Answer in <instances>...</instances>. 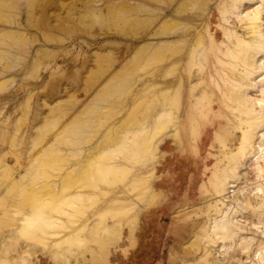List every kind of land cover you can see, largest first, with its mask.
Listing matches in <instances>:
<instances>
[{
  "label": "rangeland",
  "instance_id": "obj_1",
  "mask_svg": "<svg viewBox=\"0 0 264 264\" xmlns=\"http://www.w3.org/2000/svg\"><path fill=\"white\" fill-rule=\"evenodd\" d=\"M258 4L0 0V264H264Z\"/></svg>",
  "mask_w": 264,
  "mask_h": 264
},
{
  "label": "bare ground",
  "instance_id": "obj_2",
  "mask_svg": "<svg viewBox=\"0 0 264 264\" xmlns=\"http://www.w3.org/2000/svg\"><path fill=\"white\" fill-rule=\"evenodd\" d=\"M234 1V0H233ZM259 1V4L257 5V7H255V8H253L252 10H251V12L250 13H245V14H243L242 15V13H240V16H242V17H244L245 18V20H246V24H247V26H248V28L249 29H247V30H249V32H251L252 33V35H254V38H252V39H250V40H248V42L246 41V39H245V41H246V44H244L245 45V48H244V51L242 52V51H239L240 53L242 52V54H240L241 55V59H242V63H243V65H244V67H245V71L242 69V71L244 72V74H243V77L241 76V79L243 80H241L242 82L240 83L242 86H243V90L242 91H240L241 93H237V98L239 99V101H241V102H247V100H248V94H247V91H246V87H248V85L250 84V82L251 81H253V74H254V72H256V70H257V68H263L264 67V31L261 29V14L264 12V0H258ZM240 5V4H239ZM239 5H236V4H233L232 5V8L234 9V10H236V9H238L239 8ZM231 7V6H230ZM177 12V11H176ZM212 14V13H211ZM239 15V14H238ZM168 22V20L167 21H163V23L164 24H166ZM166 26V25H165ZM206 28V27H205ZM207 29V28H206ZM20 30H22V28L19 26L18 27V29H13V28H4V32H7V33H14L15 31H18V33H19V31ZM24 31V30H23ZM22 31V32H23ZM208 31V30H207ZM21 32V31H20ZM233 33L234 34H236L234 31H233ZM6 34V33H5ZM15 34V33H14ZM249 34V33H248ZM11 35V34H10ZM12 36V35H11ZM213 36V35H212ZM199 38V37H198ZM237 38V41L239 42L240 41V43H241V41H244V39H242V38H240V37H236ZM199 40V39H198ZM244 41V42H245ZM197 44V43H196ZM242 44V43H241ZM193 45V44H192ZM174 46V45H173ZM167 47V46H166ZM206 47H207V45H206ZM160 48V51L161 50H163V49H165V50H167L168 49V47L167 48H165V43L164 44H162V45H160L159 47H158V49ZM163 48V49H162ZM169 49H171V48H169ZM229 51H230V49H229ZM162 52V51H161ZM167 52V51H166ZM231 52V51H230ZM238 52V51H237ZM160 53V52H159ZM163 53V52H162ZM190 53H192V52H190ZM260 53H263V55H262V57H261V63L259 62V64L257 63V61H258V59H257V57L260 55ZM164 54H166V53H164ZM175 54V53H174ZM185 54V53H184ZM172 55V54H171ZM232 55V54H231ZM234 56V55H233ZM163 57H164V55H163ZM166 57V56H165ZM180 58V57H179ZM162 59V58H161ZM160 59V60H161ZM176 59V58H175ZM259 60V61H260ZM188 65V64H187ZM189 65H190V63H189ZM189 67V66H188ZM191 67V66H190ZM190 69V68H189ZM191 70V69H190ZM210 73V72H209ZM242 73V72H241ZM183 74V73H182ZM263 74V73H262ZM264 75V74H263ZM262 79V78H261ZM199 82V81H198ZM239 82V81H238ZM183 83H184V81H183V79H182V77L181 76H179L178 78H176V82H171V83H167V82H163L162 83V85H163V87L165 88V89H168V88H170V85H174V84H176V86H181V85H183ZM199 84V83H198ZM191 90H194L193 88H191ZM164 91V90H163ZM260 92H264V79H262L261 80V82H260ZM209 93V92H208ZM196 94V93H195ZM258 100H260L259 101V103L260 102H263L264 101V99H262V98H260V99H258ZM257 100V101H258ZM264 103V102H263ZM248 109V108H247ZM250 109V108H249ZM167 114H168V112H166ZM211 113V112H210ZM161 114H163V112L161 113ZM159 116V115H158ZM157 116V117H158ZM163 117V116H162ZM161 120V119H160ZM248 127V126H247ZM248 132V131H247ZM247 132H245L246 134L245 135H243L242 134V136H244V137H242V144H241V146H239L240 147V149H239V152H240V158L238 159V157H239V155L236 157V158H230V160L232 159H234V161L236 162L235 164H237V163H239L240 161V159L242 160V159H244L245 158V156H246V154H247V151H248V147L251 145V134H250V132L249 133H247ZM176 133V132H175ZM176 135V134H175ZM260 136L262 137L258 142L260 143L259 145H258V148H260V150L262 151V149L264 148V131L263 132H261V134H260ZM150 140V139H149ZM150 142V141H149ZM262 146V147H261ZM247 147V148H246ZM247 149V150H246ZM246 150V151H245ZM237 152H238V150H237ZM252 156H254V154H252ZM231 157V156H230ZM261 156H257V157H255V165H254V167H255V169H257V170H259L260 171V168H261V166H259L260 164H259V162L261 161V159H259ZM257 159H259L260 161L258 162V160ZM257 161V162H256ZM252 164V163H251ZM237 169L235 168L234 169V173H236L235 171H236ZM232 171V170H231ZM258 171V172H259ZM261 173V172H260ZM259 173V174H260ZM233 174V173H232ZM230 181H228L227 179H226V176L224 177L223 176V179H221V180H219L218 182H217V187H218V192L220 193V192H222V191H224L225 190V186H226V184H228ZM216 187V188H217ZM257 189H260L259 187L257 188ZM259 191V190H258ZM216 205V204H215ZM218 208V207H217ZM216 208V209H217ZM218 210V209H217ZM220 211H221V209H220ZM218 212V211H217ZM221 217V216H220ZM221 219V218H220ZM228 219V218H227ZM228 222H230V221H228ZM212 224H213V222H212ZM220 227L221 228H228V227H230L229 226V224L227 223V222H222L221 223V221H220V224H217V223H214V225L212 226V228L214 229V228H219V230H220ZM224 228V229H225ZM212 229V230H213ZM223 232V231H222ZM257 254V253H256Z\"/></svg>",
  "mask_w": 264,
  "mask_h": 264
}]
</instances>
